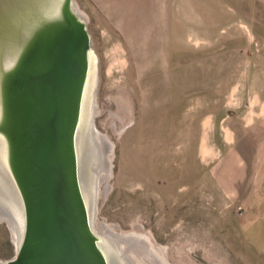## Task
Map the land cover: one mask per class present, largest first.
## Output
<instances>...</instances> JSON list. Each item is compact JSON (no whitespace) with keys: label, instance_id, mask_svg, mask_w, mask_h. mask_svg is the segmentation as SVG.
<instances>
[{"label":"rangeland","instance_id":"374dc122","mask_svg":"<svg viewBox=\"0 0 264 264\" xmlns=\"http://www.w3.org/2000/svg\"><path fill=\"white\" fill-rule=\"evenodd\" d=\"M75 2L114 145L98 231L159 264H264V0ZM16 251L0 224V261Z\"/></svg>","mask_w":264,"mask_h":264},{"label":"water","instance_id":"95a60500","mask_svg":"<svg viewBox=\"0 0 264 264\" xmlns=\"http://www.w3.org/2000/svg\"><path fill=\"white\" fill-rule=\"evenodd\" d=\"M99 83L75 0H0V264H138L95 224Z\"/></svg>","mask_w":264,"mask_h":264},{"label":"bare ground","instance_id":"6f19581e","mask_svg":"<svg viewBox=\"0 0 264 264\" xmlns=\"http://www.w3.org/2000/svg\"><path fill=\"white\" fill-rule=\"evenodd\" d=\"M97 129V126H96ZM98 136H95L92 140L91 148L87 150V155H91L94 159L93 167L94 172L97 177V183L99 184V188L102 183L107 181L111 176L112 169V154L114 145L111 143L109 137L103 133H101L98 129ZM89 156V158H92ZM108 186V185H107ZM102 229L108 234L114 235L112 236L115 241H118L124 247H127L130 257L138 264H159L156 262V259L160 261V256H157V252L153 250V247L149 243V239L143 235L130 234V235H122L117 231L115 232L110 226L103 224ZM111 237V236H110ZM134 246L133 251L140 252L141 248H145L144 251H147L149 255L148 258L142 259L139 261V257L135 256L134 252L130 250V246ZM143 252V251H141ZM140 256V255H139ZM161 264L162 261L160 262Z\"/></svg>","mask_w":264,"mask_h":264},{"label":"crops","instance_id":"0c3cea01","mask_svg":"<svg viewBox=\"0 0 264 264\" xmlns=\"http://www.w3.org/2000/svg\"><path fill=\"white\" fill-rule=\"evenodd\" d=\"M256 252H257V250H256ZM258 252H259V251H258ZM261 252H262V251H261ZM261 252H260V253H261ZM261 255H262V254H261Z\"/></svg>","mask_w":264,"mask_h":264}]
</instances>
